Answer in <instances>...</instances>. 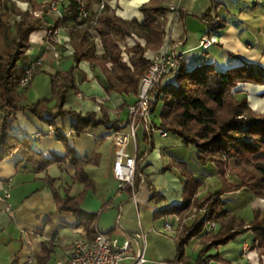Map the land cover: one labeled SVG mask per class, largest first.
<instances>
[{
  "label": "trees",
  "instance_id": "16d2710c",
  "mask_svg": "<svg viewBox=\"0 0 264 264\" xmlns=\"http://www.w3.org/2000/svg\"><path fill=\"white\" fill-rule=\"evenodd\" d=\"M25 1L30 3L33 11L22 10L13 0H0V110L3 113L0 118V160L19 150L22 158L18 164L26 163L37 172L46 171L54 163L62 165L69 162L76 171L74 181L84 183L85 191L77 197L69 194L63 197L55 187L56 179L49 177L48 183L54 192L58 211L72 212L87 230V236L93 239L100 231V213L87 211L83 204L88 192L97 188L96 180L91 178L86 168L90 164H99V155L81 158L67 136L59 131L56 121L73 117L76 120L73 127L78 136L91 127L122 130L121 124L128 118V108L137 101L141 82L153 63L146 56L147 52H159L164 47L167 15L171 9L164 4L167 0H148L140 6V12L144 15V20L140 22L136 17L126 19L110 9L108 2L112 0H98L105 3V8L81 18L77 0H57L59 5H64L66 15L50 24L45 16L35 13L46 11L50 3ZM202 19L210 32H218L226 27V21L219 18L215 5L206 11ZM60 28L68 29L70 34L73 64L53 77L51 98L23 106V95L16 87L35 61L28 54L33 46L31 35L36 31L48 30L49 36L53 37ZM130 38L135 40L133 46L128 45ZM97 39L101 41L103 54L98 53ZM84 61L100 71V81L109 95L124 97V104L119 108L120 114L116 119L112 120L105 108L103 116L99 117L96 112L83 114L65 107L68 93L71 90L79 91L76 70ZM43 66L44 63L35 77L43 72ZM173 78L156 84L152 90V116H160V122L152 119V125L178 137L184 146L192 147L202 169H218L222 185L215 191L200 195L202 182L186 161L166 165L162 173L177 169L183 183L182 202L167 203L157 208L155 221L170 215L179 216V228L174 235L178 250L175 260L183 264H187L188 246L198 238L202 247L197 264H211V261L228 263L221 257L219 249L248 232L254 233V246L263 257L264 210L255 209L253 220L247 223L242 216L228 208L226 196L248 190L264 199V112L254 110L243 91H235L240 84L264 86V66L245 62L241 67L224 69L215 62L204 61L189 70L181 61ZM54 100L57 103L51 107ZM158 108L160 114H157ZM27 110L54 128L57 138L65 144L64 156L46 157L38 150L34 137L26 135L21 138L15 134L18 114ZM142 129L148 151L142 152L139 148L134 186L126 185L123 189L127 188L133 198L147 181L152 192L151 201L157 198L165 200L166 196L155 187L151 175L145 172L150 166L146 165L147 159L156 149V144L153 131L147 127ZM211 223H216L217 227L210 229ZM108 233H112V230ZM213 249H217V252L212 253ZM54 251L51 242L45 243L38 254L39 261L48 262Z\"/></svg>",
  "mask_w": 264,
  "mask_h": 264
},
{
  "label": "crops",
  "instance_id": "0c3cea01",
  "mask_svg": "<svg viewBox=\"0 0 264 264\" xmlns=\"http://www.w3.org/2000/svg\"><path fill=\"white\" fill-rule=\"evenodd\" d=\"M96 1L88 0L89 7L96 9ZM146 1L148 0H112L108 2V6L126 19L136 17L142 22L144 15L140 12V6ZM164 4L171 12L167 15V35L162 50L170 48L172 53L181 57L189 70L204 61L215 62L224 69L241 67L245 62L264 66V0H167ZM212 5L216 6L219 18L226 21V27L218 32H210L207 23L202 19ZM30 8L34 9L31 6ZM57 8L59 13L50 12L45 16L50 24L56 23L59 15H66L64 5H57ZM39 32H42V35L33 39V34ZM34 33L31 35L33 46L28 54L31 60L42 57L44 66L43 72L34 77L26 90L20 92L23 95V106H31L41 99L51 98L53 77L68 70L73 64L68 29L60 28L53 37L49 36L48 30ZM205 35L216 37V43L209 49H204L201 45ZM141 42L145 43L144 40ZM134 44V39H128V45ZM98 53H104L100 39ZM155 54L156 51H148L146 56L151 58ZM99 74L100 71L91 63L82 62L76 70L79 91L71 90L68 93L65 107L83 114L96 112L99 117L103 116L104 107L112 117H117V109L124 104V97L119 94L109 95L100 81ZM172 79L173 76H169L165 81ZM237 90L248 96L249 104L254 110L264 111V99L261 98L264 95V86L246 83L240 84ZM253 100H261L263 103L255 107ZM56 103L54 100L50 106H55ZM2 114L0 110V118ZM75 122L71 116L56 121L59 131L67 136L69 143L76 148L81 158L99 155V164H90L86 168L91 178L96 180L97 188L88 192L83 207L87 211L100 213V231L112 230V234L119 238L120 243L140 233L146 238L149 260H175L178 250L174 235L164 232L165 219L155 221L154 214L157 208L167 203L175 204L182 199L183 183L177 169L161 172L171 163L165 160L166 155H170L176 162H187L186 159L169 152L174 146H182V141L176 136L165 138L155 133L157 152L154 154L162 157L163 166L155 165L151 161L146 162V165L150 164L145 170L146 174L151 175V181L166 199L157 198L151 201L152 192H145L146 189L149 190L147 181L138 194L131 198L127 188L119 187L110 178L114 163L111 154L112 130L103 126L91 127L78 136L73 127ZM14 132L21 138L26 135L34 137L38 150L46 157L66 154L65 144L57 138L54 128L30 110L18 114ZM21 158L22 154L18 150L0 160V264H55L57 259L68 257L67 252L74 240L87 236V230L79 224L72 212L58 211L48 178L56 179L55 187L63 197L67 194L72 197L79 196L85 191V184L74 181L76 171L69 162L62 165L54 163L46 171L37 172L26 163L18 164ZM188 165L190 167L189 163ZM194 172L202 182L200 195L221 187L222 177L218 169L207 167ZM160 177L159 185L157 178ZM173 177L178 180L181 189L169 187ZM8 191L11 197L6 199L5 194ZM255 198L258 197L248 190L226 196L228 208L232 213L242 216L247 223L253 220L254 210L257 209ZM261 209L264 210V207ZM50 242L55 251L48 262L41 263L38 254L42 252L44 244ZM201 247L199 238L190 243L187 249V264H197ZM216 252L217 249L212 250V253ZM219 252L223 259L234 264H264V257L260 258L254 246L253 232L245 233L230 244L222 246ZM211 264H215V261H211Z\"/></svg>",
  "mask_w": 264,
  "mask_h": 264
},
{
  "label": "built area",
  "instance_id": "2783aa9c",
  "mask_svg": "<svg viewBox=\"0 0 264 264\" xmlns=\"http://www.w3.org/2000/svg\"><path fill=\"white\" fill-rule=\"evenodd\" d=\"M79 2V15L86 18L90 13H98L105 8L104 2H97V8H90L87 0H77ZM26 3V2H25ZM33 11V10H32ZM59 13L57 4L47 7L46 11H35L36 14L46 16L47 13ZM62 16L59 15L58 20ZM216 43L214 35L202 37L201 45L204 49H209ZM153 62L151 68L144 76L138 99L128 108L127 121L121 124L122 130H112L111 154L114 159L111 179L119 187L126 185L134 186L137 170L139 141L138 133L143 127L152 130L153 134L159 133L162 137H169L170 134L162 129H156L152 125L153 101L152 90L160 82H166V78L176 74L180 67L181 57L172 53L170 48L160 50L150 58ZM43 58H37L28 67L26 73L21 78L16 89L21 92L26 90L43 65ZM117 117H112L114 120ZM126 129H129L126 131ZM11 197L8 191L5 198ZM182 199L177 203H181ZM180 224L178 215H170L165 219L164 232L168 235H175ZM217 227L216 223H211L210 229ZM67 258L57 259L55 264H183L181 261H151L147 258V241L145 236L138 233L129 237L124 244L112 233L99 231L93 239L88 236L78 237L72 243L67 252Z\"/></svg>",
  "mask_w": 264,
  "mask_h": 264
},
{
  "label": "rangeland",
  "instance_id": "374dc122",
  "mask_svg": "<svg viewBox=\"0 0 264 264\" xmlns=\"http://www.w3.org/2000/svg\"><path fill=\"white\" fill-rule=\"evenodd\" d=\"M17 5L18 7H20L22 10L26 11L27 9H31L30 8V3L25 1V0H13ZM38 2H41V3H50L49 5H53V4H57V0H37ZM26 2V3H25ZM98 2V0L96 1V3ZM95 3V4H96ZM34 10V9H32ZM97 49H98V39H97ZM236 91V90H235ZM262 96V95H261ZM259 96V97H261ZM264 96V95H263ZM261 97L264 99V97ZM104 108V107H103ZM106 111L108 112V109L105 108ZM119 109H117L118 111ZM119 112V111H118ZM264 112V111H263ZM111 117V114L108 113ZM120 114V112H119ZM157 114H160V109L158 108L157 109ZM152 119L156 120L157 122H160V116L158 117H155L154 114L152 116ZM129 129H126V131H128ZM143 135H144V131L143 129L141 128L140 131H139V148L142 152H146L148 151V143L144 141V138H143ZM155 137V136H154ZM173 138V137H171ZM155 139V138H154ZM110 140L107 141V143L109 144ZM155 144H156V140H155ZM155 152H157V150L154 152L148 157L147 159V162L148 161H151L153 162V164L155 165H158V166H163L162 165V157H160L159 155H156L154 154ZM169 152H171L172 154L178 156L179 158H182V159H186L187 162L190 164V167L193 168L194 170H199V168H202L203 166L198 162L197 158H196V153L195 151L193 150L192 147H188V146H184L182 144V146H174L173 148L169 149ZM165 156V155H164ZM172 157L170 155H166L165 156V160H168V163L171 161V163L175 162V159H171ZM111 178V176H110ZM146 193H150L151 191L146 189L145 191ZM182 196V195H181ZM255 204H256V207L257 209H261V207H264V199H260V198H255ZM101 219V218H100ZM100 221V220H99ZM124 240L121 241V244H124ZM250 254V252L248 253ZM260 256V255H259ZM264 257V256H263ZM262 259V257H260ZM215 264H234L232 263V261H229L228 263H225V262H219V261H215Z\"/></svg>",
  "mask_w": 264,
  "mask_h": 264
},
{
  "label": "bare ground",
  "instance_id": "6f19581e",
  "mask_svg": "<svg viewBox=\"0 0 264 264\" xmlns=\"http://www.w3.org/2000/svg\"><path fill=\"white\" fill-rule=\"evenodd\" d=\"M40 35H42V32L34 33L32 37H33V39H37V38L40 37ZM261 103H263L261 100H253V105L255 107H259L261 105ZM160 182H161V177L160 178H157V183H159V185L161 184ZM169 187H171V188L174 187V188L181 189V186H180L178 180L175 177L172 178L171 184H170Z\"/></svg>",
  "mask_w": 264,
  "mask_h": 264
}]
</instances>
